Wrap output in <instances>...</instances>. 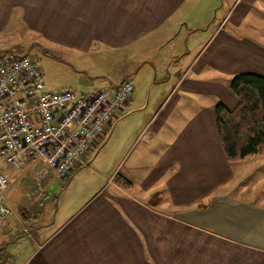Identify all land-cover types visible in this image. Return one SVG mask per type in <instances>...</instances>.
Masks as SVG:
<instances>
[{
  "label": "crops",
  "instance_id": "obj_1",
  "mask_svg": "<svg viewBox=\"0 0 264 264\" xmlns=\"http://www.w3.org/2000/svg\"><path fill=\"white\" fill-rule=\"evenodd\" d=\"M21 35L69 60L129 49L103 86L134 89L67 177L0 157V264H264V155L228 162L215 121L234 75L264 77V0H0V54Z\"/></svg>",
  "mask_w": 264,
  "mask_h": 264
},
{
  "label": "built area",
  "instance_id": "obj_2",
  "mask_svg": "<svg viewBox=\"0 0 264 264\" xmlns=\"http://www.w3.org/2000/svg\"><path fill=\"white\" fill-rule=\"evenodd\" d=\"M133 89L123 80L89 95L48 91L29 54H0V157L16 168L40 162L44 172L67 177L106 134ZM7 190V176L0 174V225L14 214Z\"/></svg>",
  "mask_w": 264,
  "mask_h": 264
},
{
  "label": "rangeland",
  "instance_id": "obj_3",
  "mask_svg": "<svg viewBox=\"0 0 264 264\" xmlns=\"http://www.w3.org/2000/svg\"><path fill=\"white\" fill-rule=\"evenodd\" d=\"M31 39L32 37L27 40H23L22 35L20 37H16L14 39L16 42H12L8 45L7 49L11 53L17 55L26 53L29 54L37 67L43 73L45 85H47L49 90L53 92L69 90L74 92L76 95H89L98 89H102L104 87L103 85H105L109 80L113 81L120 78L122 71L126 68L133 67V63H135L129 49L121 52L103 50L96 55L88 54V56L84 58L69 60L66 57H57L51 51L46 53V51H44V46L43 49H41L35 45H30L29 40ZM142 89L143 87L141 86L137 89V92L139 91L138 98H140L141 93L142 95L146 94V91H143ZM131 126L134 127L132 132L134 134L136 132L134 123H132ZM131 126H127L128 128L126 129V132L130 131ZM130 143L131 141L129 140L125 144L126 147L124 152L130 149ZM103 144H105V142ZM103 144L101 146L98 145L94 152H102L101 149ZM111 146L112 143L107 148H110ZM119 148H123V145L121 147L119 145L117 149ZM112 153L113 155H109L107 160L104 159L105 162H101L100 166L103 167L104 173H107V171L112 169L113 165H115L118 161L116 158L120 153L117 154V150L115 152L113 150ZM91 161L92 160L89 159L87 162L88 166L83 168H88L90 166L93 167L91 165ZM96 162L100 163L98 159ZM93 168L98 170L95 167ZM79 181V177H77L72 183V185L75 186L74 189H76V185ZM58 186L61 187L60 183Z\"/></svg>",
  "mask_w": 264,
  "mask_h": 264
},
{
  "label": "trees",
  "instance_id": "obj_4",
  "mask_svg": "<svg viewBox=\"0 0 264 264\" xmlns=\"http://www.w3.org/2000/svg\"><path fill=\"white\" fill-rule=\"evenodd\" d=\"M229 88L238 99L235 109L222 104L215 108V121L224 155L228 162L264 155V77L240 73L234 75ZM115 181L127 185L121 174Z\"/></svg>",
  "mask_w": 264,
  "mask_h": 264
}]
</instances>
